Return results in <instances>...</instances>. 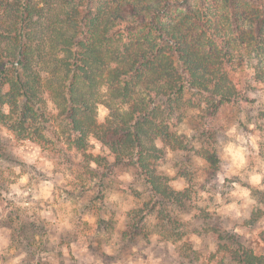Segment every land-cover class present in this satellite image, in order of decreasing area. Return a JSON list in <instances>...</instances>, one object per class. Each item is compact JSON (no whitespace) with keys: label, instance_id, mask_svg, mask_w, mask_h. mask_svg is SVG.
Instances as JSON below:
<instances>
[{"label":"trees","instance_id":"obj_1","mask_svg":"<svg viewBox=\"0 0 264 264\" xmlns=\"http://www.w3.org/2000/svg\"><path fill=\"white\" fill-rule=\"evenodd\" d=\"M241 1L257 13L237 0H224L229 12L220 16L190 0H0V124L44 147L50 101L67 127L55 140L97 167L108 160L87 153L92 138L115 164L133 158L162 205H182L186 193L170 189L154 160L165 152L159 143L175 147L170 121L183 97L194 91L207 117L218 106H246L252 83L264 80L262 63L242 54L264 56V0ZM99 104L109 110L104 123ZM230 240L234 264H264Z\"/></svg>","mask_w":264,"mask_h":264},{"label":"rangeland","instance_id":"obj_2","mask_svg":"<svg viewBox=\"0 0 264 264\" xmlns=\"http://www.w3.org/2000/svg\"><path fill=\"white\" fill-rule=\"evenodd\" d=\"M200 3L229 12L224 0H190L192 9ZM247 5L235 3L257 13ZM242 54L264 67V56ZM251 89L244 107L222 105L203 117L191 91L175 110V147L159 143L165 152L154 166L171 190L186 193L182 205H162L133 158L115 164L92 138L87 153L108 160L97 167L55 140L67 127L50 101L44 147L0 124V264H234L230 237L264 258V80ZM108 116L99 104L98 122Z\"/></svg>","mask_w":264,"mask_h":264}]
</instances>
